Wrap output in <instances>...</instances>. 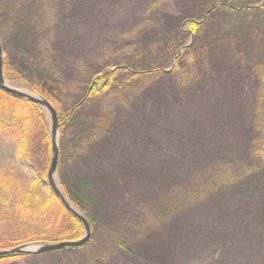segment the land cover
Segmentation results:
<instances>
[{"label": "rangeland", "instance_id": "1", "mask_svg": "<svg viewBox=\"0 0 264 264\" xmlns=\"http://www.w3.org/2000/svg\"><path fill=\"white\" fill-rule=\"evenodd\" d=\"M0 44L67 94L55 182L91 225L0 264H264V0H0ZM4 101L0 242L59 232L36 119Z\"/></svg>", "mask_w": 264, "mask_h": 264}, {"label": "trees", "instance_id": "2", "mask_svg": "<svg viewBox=\"0 0 264 264\" xmlns=\"http://www.w3.org/2000/svg\"><path fill=\"white\" fill-rule=\"evenodd\" d=\"M195 21H189L188 24H195ZM197 24V23H196ZM195 24V25H196ZM6 60V59H5ZM24 61H18L17 63L14 64V66H11V70L15 71V80L18 83H22L21 86L24 85V87H30L32 89H34V92L37 93L39 96L43 97L44 99L48 100L50 103L56 104L57 106H63V103L66 101L64 98H66V93H64V89H62L61 85L57 84V83H51L50 80H48V78H46V76H43L41 73L35 71V69H31L28 68V66H26ZM8 68V64L6 63V61H4V77L6 78V73L11 71ZM9 79V78H8ZM10 81H12V79H9ZM29 82V83H28ZM96 81L93 82V84H95ZM0 97L4 98L5 100L7 99L8 101H11L13 104V108L11 110V116H12V120H17L19 119H24L29 113L32 114L33 118L36 119V123H37V128L39 130L37 136L35 137V142L36 144L40 146H44L45 149H43L40 152V155L45 157V161L43 162V169L42 172H36L35 173V177L36 179L34 180L35 183V187H37L42 181H43V176L42 174L46 173V170L48 168L49 165V156H50V141H49V132H48V122L45 120V116L43 114V110L41 108H39L38 106L26 102V101H22V100H18V99H14L6 94H4L3 92L0 91ZM4 99L0 100V107H6V101H4ZM53 104V105H54ZM80 105V104H76ZM15 106V107H14ZM7 113H9L5 108H0V118L2 119L1 121L6 122L10 120H5L3 117L4 115H6ZM71 114H68L67 116H71ZM24 132H27L28 129L24 130ZM21 133L22 134L24 133ZM19 138V142H20V146L18 148V155L19 158L22 160H29L30 159V155H32L31 153H28L26 151H24L26 149V147L29 148V144H28V140H26L25 138L21 137ZM24 148V150H23ZM43 148V147H42ZM49 149V151H48ZM49 152V153H48ZM42 157V158H43ZM46 189H48L49 192V201L51 200H56L49 188V186L47 184H45ZM0 189L3 190L4 192V200L0 201L1 204H6L8 203V200L6 198V185L2 188V186H0ZM9 194V192L7 191V195ZM65 196L67 198H69L68 196V192L65 191L64 192ZM30 197L35 198L36 202H38L39 200L38 198V192L34 191L33 194H31L29 191L24 195L23 199L21 198V201L24 200V202L28 205L27 199ZM9 197V195H8ZM48 199H45V201H47ZM57 201V200H56ZM58 202V201H57ZM60 211L65 214V218L67 221V228L59 231V232H55V233H51V234H46V233H37L38 235H35V239H27L26 237L21 239L18 238L15 240L11 239L8 240L7 242H0V251L1 250H5L11 247H15L18 246L22 243H33V242H48V243H54V242H60V241H65V240H76L79 239L81 237V231H82V227L81 225L75 220L73 219L65 210L62 206L59 205ZM68 227H70L68 229ZM23 240H26V242H22ZM16 256H12V257H2L0 258V261H3L5 259L8 258H15Z\"/></svg>", "mask_w": 264, "mask_h": 264}, {"label": "water", "instance_id": "3", "mask_svg": "<svg viewBox=\"0 0 264 264\" xmlns=\"http://www.w3.org/2000/svg\"><path fill=\"white\" fill-rule=\"evenodd\" d=\"M3 69H4V55L0 44V91L9 95L12 98L32 103L44 110L45 115L47 117V121H49V139H50V163L47 170L46 183L50 187L57 201L71 215V217H73L82 226L83 236L82 238L74 241H61L58 243L38 242V243L23 244L12 249L0 251V258L14 256V255L42 254L64 248L81 247L84 244H86L90 238L91 235L90 225L86 220V218L82 216L66 199V197L63 195L60 188L55 182L56 167H57L58 155H59V147L57 143L59 122H58L57 112L55 108L44 98L38 95H34L30 92L19 90L7 85L4 78Z\"/></svg>", "mask_w": 264, "mask_h": 264}, {"label": "flooded vegetation", "instance_id": "4", "mask_svg": "<svg viewBox=\"0 0 264 264\" xmlns=\"http://www.w3.org/2000/svg\"><path fill=\"white\" fill-rule=\"evenodd\" d=\"M67 200L72 204L73 203V200L70 199V198H67ZM90 228H91V225H90Z\"/></svg>", "mask_w": 264, "mask_h": 264}]
</instances>
